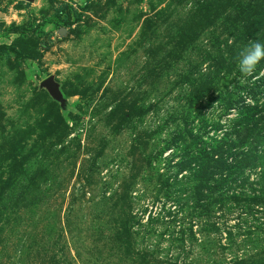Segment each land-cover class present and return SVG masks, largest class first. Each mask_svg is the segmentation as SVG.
I'll use <instances>...</instances> for the list:
<instances>
[{
	"label": "rangeland",
	"instance_id": "374dc122",
	"mask_svg": "<svg viewBox=\"0 0 264 264\" xmlns=\"http://www.w3.org/2000/svg\"><path fill=\"white\" fill-rule=\"evenodd\" d=\"M257 1L0 0V264H264V196L203 207L175 175L236 115L183 78Z\"/></svg>",
	"mask_w": 264,
	"mask_h": 264
},
{
	"label": "trees",
	"instance_id": "16d2710c",
	"mask_svg": "<svg viewBox=\"0 0 264 264\" xmlns=\"http://www.w3.org/2000/svg\"><path fill=\"white\" fill-rule=\"evenodd\" d=\"M253 6L255 9L245 12V5L239 4L238 13L230 21L228 37L216 45L218 55L210 59L206 71L192 69L183 78L188 86L186 95L189 105L194 106L218 83L217 101L223 110L221 115L228 114L232 108L236 111L234 117L227 118V125L220 124L218 120L212 121L210 127L214 131L211 135L210 130H206V122L200 124L195 133L189 131L191 142H203L205 135L209 141H204L205 145L200 150L176 163L178 169L175 175L186 170L192 174L191 178L195 179L192 192L198 194L195 201H201L203 207L214 200L222 204L239 201L243 207H248L250 204H261L264 196V60L250 75L245 76L239 70L240 51L252 40L264 44V0L257 1ZM59 8L66 10V20H69L71 7L65 3ZM233 68H236L238 76L233 77L234 84L229 88L227 77L222 80L218 75L224 72V76H228ZM219 129L224 131L218 138L216 132ZM257 169V178L249 180V172ZM167 180L168 177L165 182ZM215 190L219 192L214 199L211 194Z\"/></svg>",
	"mask_w": 264,
	"mask_h": 264
},
{
	"label": "clouds",
	"instance_id": "9594fccd",
	"mask_svg": "<svg viewBox=\"0 0 264 264\" xmlns=\"http://www.w3.org/2000/svg\"><path fill=\"white\" fill-rule=\"evenodd\" d=\"M261 60H264V44L250 41L239 53L240 72L245 76L252 74Z\"/></svg>",
	"mask_w": 264,
	"mask_h": 264
},
{
	"label": "water",
	"instance_id": "95a60500",
	"mask_svg": "<svg viewBox=\"0 0 264 264\" xmlns=\"http://www.w3.org/2000/svg\"><path fill=\"white\" fill-rule=\"evenodd\" d=\"M32 1V0H27ZM40 85L47 89V91L56 99H61V95L59 90L56 87L55 82L53 81L52 76H48L47 78L43 79Z\"/></svg>",
	"mask_w": 264,
	"mask_h": 264
}]
</instances>
